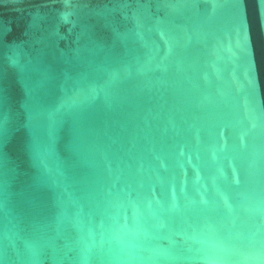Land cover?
Here are the masks:
<instances>
[{
	"label": "water",
	"instance_id": "water-1",
	"mask_svg": "<svg viewBox=\"0 0 264 264\" xmlns=\"http://www.w3.org/2000/svg\"><path fill=\"white\" fill-rule=\"evenodd\" d=\"M0 264H264V0H0Z\"/></svg>",
	"mask_w": 264,
	"mask_h": 264
}]
</instances>
